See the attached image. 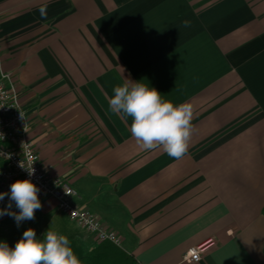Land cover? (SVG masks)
Segmentation results:
<instances>
[{
  "label": "crops",
  "instance_id": "crops-1",
  "mask_svg": "<svg viewBox=\"0 0 264 264\" xmlns=\"http://www.w3.org/2000/svg\"><path fill=\"white\" fill-rule=\"evenodd\" d=\"M0 71L42 168L139 264H264V0H0ZM125 79L193 106L183 158L141 150L110 111ZM41 203L19 226L0 217V242L51 229L79 260L100 244Z\"/></svg>",
  "mask_w": 264,
  "mask_h": 264
},
{
  "label": "clouds",
  "instance_id": "clouds-1",
  "mask_svg": "<svg viewBox=\"0 0 264 264\" xmlns=\"http://www.w3.org/2000/svg\"><path fill=\"white\" fill-rule=\"evenodd\" d=\"M41 11L43 13V9ZM113 93L108 100L109 109L122 120L131 118L129 131L141 150L163 149L174 159L186 155L193 133L190 103L175 105L163 99L154 87L131 79L115 86ZM20 167L26 169L29 176L34 174L32 166L26 168L20 164ZM39 191L30 179L16 180L9 192H0V201L6 196L9 198L7 207L0 208V217L14 218L17 226L23 221L34 220L35 212L42 208ZM13 203L18 212L12 211ZM42 236L43 239H39L36 231L28 228L14 247L0 242V264H81L67 236L51 229Z\"/></svg>",
  "mask_w": 264,
  "mask_h": 264
},
{
  "label": "built area",
  "instance_id": "built-area-1",
  "mask_svg": "<svg viewBox=\"0 0 264 264\" xmlns=\"http://www.w3.org/2000/svg\"><path fill=\"white\" fill-rule=\"evenodd\" d=\"M28 121L10 75L0 71V192H9L10 185L18 179H30L40 189L39 199L51 197L61 212L85 231L93 234L99 242L120 246L119 235L105 227L97 215L73 202L75 189L63 178L48 174L40 163V157L28 137ZM34 169L29 176L26 169ZM9 198L0 201V208L7 207ZM13 206L15 204L13 203ZM12 206V207H13ZM207 246L201 244L187 250L185 259L199 262Z\"/></svg>",
  "mask_w": 264,
  "mask_h": 264
},
{
  "label": "trees",
  "instance_id": "trees-1",
  "mask_svg": "<svg viewBox=\"0 0 264 264\" xmlns=\"http://www.w3.org/2000/svg\"><path fill=\"white\" fill-rule=\"evenodd\" d=\"M81 264H139L131 254L110 242L100 244L80 260Z\"/></svg>",
  "mask_w": 264,
  "mask_h": 264
}]
</instances>
